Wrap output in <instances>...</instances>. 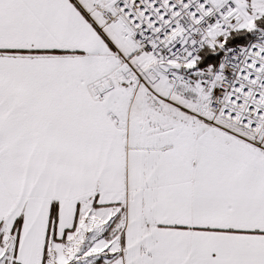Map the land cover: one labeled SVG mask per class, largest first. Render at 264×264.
I'll return each instance as SVG.
<instances>
[{
    "label": "snow or ice",
    "instance_id": "1",
    "mask_svg": "<svg viewBox=\"0 0 264 264\" xmlns=\"http://www.w3.org/2000/svg\"><path fill=\"white\" fill-rule=\"evenodd\" d=\"M0 264H264V0H0Z\"/></svg>",
    "mask_w": 264,
    "mask_h": 264
}]
</instances>
